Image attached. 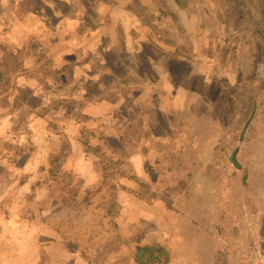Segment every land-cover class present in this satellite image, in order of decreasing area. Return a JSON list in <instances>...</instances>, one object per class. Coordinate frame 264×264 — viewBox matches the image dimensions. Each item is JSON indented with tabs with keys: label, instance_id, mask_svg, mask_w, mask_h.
<instances>
[{
	"label": "rangeland",
	"instance_id": "1",
	"mask_svg": "<svg viewBox=\"0 0 264 264\" xmlns=\"http://www.w3.org/2000/svg\"><path fill=\"white\" fill-rule=\"evenodd\" d=\"M18 1L20 5L24 2ZM53 1L58 6L63 5L67 14L65 18L62 16L63 19L54 18L57 21L53 22L54 25L57 23L55 31L48 33V43L51 42L52 45L60 41L67 32L66 28L72 25L73 10L70 11L66 6L72 7V4L76 5L78 2L85 4L87 0ZM182 1L192 7V13L198 12L197 14L203 13L201 9L196 11L198 4L209 5L212 12L206 11L205 15L212 20L209 21L210 29L207 30H216L223 34V41L227 38L225 48L231 53L233 50L236 53L233 60L226 54L220 61H208L207 64L210 65L206 67L208 71L211 69L208 77L207 72L194 75L198 83H195L193 90L190 84L180 85L177 94L168 89L163 90L166 94L161 106H153V101H149L152 105H143L137 83L127 80L132 78V75H120L121 85L129 82L131 84V96L125 98L128 106L120 105L123 97L115 91L99 89L95 92L90 89L87 96H96L98 104L83 108L65 106L64 114H68L70 118L64 121L66 116L55 112L61 102L52 106L53 111L48 102L35 99L36 95L31 89V92L24 91V88L16 91L19 92L17 96L15 88H10L13 81L2 74L10 85H0L1 96L7 98L0 101V112L3 110L7 116L0 118V179L11 177V181L6 179L4 183L0 182V189L8 191L15 188L17 183L22 186L23 177L26 176L22 170L24 165H30L29 174L33 171L31 180L49 178L47 185L40 186L41 188L35 185L20 187L18 199L13 207L9 204L5 206L7 209L20 211L28 206L25 203L26 197L37 192L36 195L41 200L40 207L33 208L32 203L28 207L38 216L36 226L40 223L41 228L46 225L52 228L51 231L55 232V235H52L53 241H57L59 236L56 232H64V227L69 229V239H76L75 228L71 226L77 225L76 234L83 237L84 250L90 252V257L84 254L82 264H101L102 258L98 256L100 248L108 251V259L104 258L103 262L114 261L121 264L122 261H129L126 256L112 258L117 249L110 241L115 239L124 245L137 242L134 240L139 233H134L137 230L134 226L141 222L138 212L142 216L155 217L154 214H146L142 209L151 210L153 206L157 207V214L160 213L171 229L170 237L163 242V246L172 257L190 258L194 262L192 264H264V3L258 0ZM162 17L166 19L169 15L165 13ZM222 21H226L225 30ZM203 27L204 24L198 26V31ZM3 45V42H0V52L5 49ZM208 45L214 46L213 39ZM221 45L224 46V43ZM119 49L120 45L116 44L115 50ZM142 50H134L133 46L128 50L133 66L141 67L138 55L137 59L134 56L139 52L142 57ZM237 52H240V58H237ZM16 62L8 56V52L0 54V67L6 74L12 66H16ZM49 62L48 58L41 59V62L27 60L22 65L27 67L26 70L29 68V71H32L30 68L39 69L40 74L46 76L53 70ZM20 65L21 63L16 68ZM60 70L58 75L57 71L52 74L56 75L54 78L57 81L62 79ZM42 81L46 79L43 78ZM42 87L46 88V85L42 84ZM59 88L57 85V90ZM57 93L61 96L60 91ZM65 96L73 97L71 92H65ZM20 97L23 102L30 98L25 106L19 102ZM13 104L17 105L14 112ZM29 107L31 110L27 111ZM16 111L22 112L16 115ZM80 114L83 116L82 124L77 121ZM94 118L98 120L96 125L92 123ZM187 126L196 133L193 139L187 140L191 142L189 150L181 140L191 136L188 134L192 129L188 130ZM70 140L72 148L80 147L84 150L85 147L88 150V155L84 151L85 154L79 158L78 165L73 168L79 171L81 180L90 182V179H95L101 189L105 187L104 201L101 199L97 207L104 206L108 219L117 220L111 222L116 228L110 224L106 230V221L102 216L88 209L85 212L82 210L84 228L79 227L81 221L73 223L76 217L80 218V214L74 218L73 214L68 213L64 220L57 214L47 216L58 208L55 206V199L60 193V189L56 188L57 178L60 177L59 155L53 158V166L49 171H39L35 168L46 159L50 149L61 148L65 145L64 141ZM154 142L162 149H153ZM202 143L210 148L209 152L195 154L191 148H198ZM92 147L94 149L91 151ZM16 149L18 150L14 151ZM11 150L15 156L10 159L8 156L4 157ZM135 150L139 155L140 151H147L146 156H140L145 158L144 167L151 169L149 173L153 179L167 182L174 179L185 184V187L178 188L182 193H179L178 197L173 196V205L179 209L178 213L173 211L172 218L169 214L166 217L164 207L157 205L148 194L150 190L141 185L143 179H140L139 156L133 153ZM235 152L237 156H233ZM234 157L239 167L234 164ZM13 162H16L19 168L9 171L5 178L2 177L4 167L13 165ZM70 183L68 176L67 190L68 195L72 196L74 192ZM89 187L90 183L84 185L83 189ZM160 192L162 196L157 193L155 197L169 200L168 188H162ZM102 201L104 203H101ZM53 202L56 207L54 211L44 212L43 209L53 205ZM117 223L121 227H118ZM90 225L94 226L93 231ZM99 228H103L108 235L99 238L96 233ZM121 229L125 230V234H122ZM127 229H130V232H127ZM65 245L73 244L67 242Z\"/></svg>",
	"mask_w": 264,
	"mask_h": 264
},
{
	"label": "crops",
	"instance_id": "2",
	"mask_svg": "<svg viewBox=\"0 0 264 264\" xmlns=\"http://www.w3.org/2000/svg\"><path fill=\"white\" fill-rule=\"evenodd\" d=\"M149 1L151 2L148 3L146 0H87L85 4L78 2L76 5L72 4V7L66 6L70 11L73 10L72 25L66 28L67 32L63 38L52 45L51 42L48 43V33L55 31L54 28L57 23L54 25L53 22L56 21L54 18L63 19V17H66L67 12L63 8V5H56L57 3L53 0H24L22 5H20L18 0H0V42H3L4 45L2 47H5L0 54L8 52V56L17 61L16 66L21 63L18 68L12 66L7 74L0 67V81L3 82L0 85L9 84L2 76V74H5L10 78V81H13L10 88H15L14 92L22 90V88H24V91L31 92V89L36 95L35 99L48 102L50 109H52L55 103L61 102V105L56 107L55 112L65 115L64 121H66L70 117L68 114H64L65 106L70 105L71 107L78 106L83 108L87 105L93 107L98 104L96 96H87V91L90 89L95 90V92L99 89H103V91L108 90L109 92L115 91L123 97L120 105L128 106L129 104L125 98H130L131 96V84L130 82L124 83L122 86L120 84L121 80H119L120 75H132V78L125 79L137 83L141 91L140 99L144 101L143 105H152L150 102L153 101V106L156 107V105L161 106L164 101L166 93L163 90L168 89L173 91V94H177L180 91V85L187 86L188 84H190L193 90L195 83H198L194 78L197 74L207 72L206 77H208L211 70L208 71L206 67L210 65L207 64L208 61H220L226 54L227 57L233 60L236 52L233 50L231 53L228 51V48H225L227 38L223 41V34L216 30H207L210 29L209 21L212 20L211 17L205 15L206 11L212 12L209 5L205 3L198 4L196 11L201 9L203 13L197 14L198 12L192 13L194 12L191 9L192 7L185 5L182 0H173V2L165 0ZM165 13L169 15L166 19L162 17ZM221 23L225 26L223 29L225 30L226 21H222ZM202 24H204L203 29L198 31L197 27H201ZM212 39L214 46L210 47L208 44ZM222 42L224 46L221 45ZM116 44L120 45L118 51L115 50ZM131 46L134 47V50H142L143 47V58L139 52L135 54L136 57L134 56L137 59L138 55V60L140 59L139 66L141 67L133 66L130 63L131 57L128 54V50ZM237 53V58H240V52ZM46 58H48L49 63L53 67V70L49 71L50 75H41L39 69L33 70V68H30L32 71H29L28 68L26 70L27 67H23L22 65L27 60L28 62H41V59ZM206 68L207 70L205 71ZM59 69H61L59 74L62 76V79L57 81L54 78L56 75L53 76L52 74H56L57 71L58 75ZM22 70L25 71L22 72ZM38 78L40 80H36ZM43 78L46 81H42ZM42 84H45L46 88H43ZM57 85L60 87L59 90H57ZM57 91L61 92V96ZM65 92H71L73 97L67 98ZM16 93L18 96L19 92ZM58 97L61 98L58 99ZM4 99L7 98H4L0 94V101ZM29 99L27 98V101ZM18 100L23 106L27 104V101L23 102L22 97ZM16 106L13 104V112ZM30 108H27V111H30ZM158 109L161 110V108ZM21 112L16 111L15 114L18 115ZM0 116V118L7 117L4 115L3 110L0 112ZM11 116L13 117L14 114L12 113ZM82 117V114H80L77 118V121L81 124ZM93 122L96 125L98 120L94 118L92 119ZM191 129L188 127V130ZM192 131L194 130L192 129L191 133L188 134V136L191 135L189 138L186 136L181 139L188 146V150L190 149L189 144H191L189 141L196 134ZM199 138L204 139L205 137ZM141 142L144 143L146 141L141 140ZM156 143H152V148L162 149ZM64 144L63 146L61 145V148L53 147V149H50L46 159L38 168H35L39 171H49L53 166V158L59 155L61 166L59 167L60 177L57 178L56 188L60 189V193L59 197L55 199V206L58 208L54 211L56 207L53 202V205H49L50 208H45L43 211H54L47 216L57 214L60 219H66L68 213L73 214L74 218L80 214V218L76 217V221L74 220L73 223L77 224V220L81 221V226L79 225V227H83L82 210L85 212L88 209V211H96L99 216H102L106 221L104 222L106 230L110 224L113 228H116L111 222L117 220L110 221L108 219V212L106 214L104 211L105 207H97L100 200L104 198L103 191L105 187L101 189L102 187L98 185V181L96 182L95 179H90V182L81 180L79 171L73 168V166L78 165L79 158L85 152L88 155V150L85 147L84 150L80 147L72 148L73 144L71 140L64 141ZM93 149L92 147L91 151ZM191 149L198 155L208 153L210 150L204 143L198 148L192 147ZM176 151H178L177 147ZM133 153H137L136 150ZM147 154L146 150L140 151V155L146 156ZM140 155L138 152L139 163L142 164H139V169L141 170L140 179H143L141 180V185L150 190L149 192L146 189L157 205L161 204L164 207L163 211L166 217L169 214L172 218L173 211L178 213L179 209V207L173 205V198L178 197L179 193H182L178 188L185 187V184L178 183V180L175 181L174 179H171L169 182L153 179L149 173L151 169H145V158ZM5 156H8L10 159L12 156H15V153L11 150ZM177 163L186 165L183 162ZM24 166L22 168L26 175L22 181L24 188H28V185L32 187L35 185L38 188L47 185L49 181L48 177L31 180L33 171L32 174H29L30 165ZM18 168L19 166L16 162H13V165L5 166L2 177L5 178L6 175H9V171ZM72 171L73 173L71 174ZM68 176L71 179L70 187H73L74 193L72 196L68 195ZM6 179L11 181V177H8L4 180L0 179V182L4 183ZM89 183L90 187L84 190V185H89ZM22 186L17 183L15 188H10L8 191L0 189V264H82L84 254L90 257V252L84 250L83 237L76 234L77 225L75 227L74 225L71 226L73 229L75 228L74 234L76 235V239L70 240L67 233L69 229L64 227V232L61 230L56 232L59 236V240L57 241H53L52 235H55V232L51 231L52 228H49L47 225L45 228H41L42 225L40 223L36 226V222H38L36 217L38 216L36 212H33L28 207L31 203L33 204V208L40 207L41 200L36 195L37 192L26 197L25 203L28 206L22 208L20 211L12 210L11 208L7 209L5 205L9 204L13 207L16 203L19 188ZM162 188L170 190L169 200L155 197L157 193H159V196H162V192H160ZM50 200L51 198L49 197ZM103 201L101 203H104ZM135 203L138 205L137 202ZM95 208L99 210H95ZM142 209L146 214H154L155 217L145 214H143L145 216H142L138 212L141 222L134 226L137 229L134 233H139V236L134 240L137 242H129V245H124L123 242H117L115 239L110 241L117 249L112 258L120 256L129 258V261L126 263L122 261L121 264H133V246L141 245V242H138V240L146 241L150 237H158L161 239V245H163V242L167 241L168 237H170L171 229L163 221L159 215L160 213L157 214V207L153 206L151 210L149 208ZM38 213L40 214V211ZM149 219H153L155 222L149 221ZM117 225L121 227L119 223ZM93 227V225H90L91 231H93ZM121 231L122 234H125L124 229H121ZM127 232H130V229H127ZM96 233L99 235V238L108 235L103 228H99ZM95 241L97 242L98 239H95ZM67 242L73 245L66 246ZM200 248L202 250L203 246ZM80 255H82V258H80ZM98 256L102 258L101 264L118 263L114 261L103 262L104 258L108 259V251L105 248L99 249ZM171 258L170 264L194 263L193 260L187 259L184 256H171Z\"/></svg>",
	"mask_w": 264,
	"mask_h": 264
},
{
	"label": "trees",
	"instance_id": "3",
	"mask_svg": "<svg viewBox=\"0 0 264 264\" xmlns=\"http://www.w3.org/2000/svg\"><path fill=\"white\" fill-rule=\"evenodd\" d=\"M258 1L264 3V0ZM0 83L3 82L0 81ZM183 129L184 127L181 130L183 131ZM233 156H237V152H235ZM233 162L236 167H239L236 157L233 158ZM133 251V264H170V261L172 259L169 251L166 247L161 245V239H159L158 237H150L146 241L141 243V245H134Z\"/></svg>",
	"mask_w": 264,
	"mask_h": 264
}]
</instances>
